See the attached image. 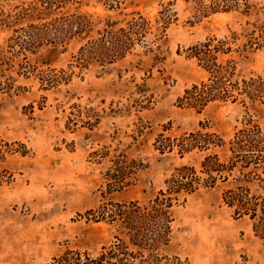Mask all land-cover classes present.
Returning <instances> with one entry per match:
<instances>
[{"label":"rangeland","instance_id":"obj_1","mask_svg":"<svg viewBox=\"0 0 264 264\" xmlns=\"http://www.w3.org/2000/svg\"><path fill=\"white\" fill-rule=\"evenodd\" d=\"M36 1L0 0V264H52L67 250L96 255L109 246L116 228L89 221L90 210L108 201L146 203L177 168H200L203 154L160 155L154 147L160 136L180 138L205 128L230 142L250 116L264 131L262 106L219 102L198 113L178 104L187 88L206 78L186 50L209 37L241 33L248 22L264 25V0H251V16L229 12L200 19L193 0H118L116 9L108 0L70 3L63 11L95 20L143 15L154 22L169 4L176 14L155 52L138 47L105 70L94 65L84 72L70 69L75 42L66 52H26L35 69L20 68L23 56L10 53V39L32 22L18 15ZM51 69L74 74L68 84L45 85L40 75ZM239 70L264 77V48ZM120 160L133 170L125 186L110 193ZM225 189L201 190L174 207L172 240L161 251L171 260L167 264H264L255 221L224 203ZM252 193L264 197L259 186Z\"/></svg>","mask_w":264,"mask_h":264},{"label":"trees","instance_id":"obj_2","mask_svg":"<svg viewBox=\"0 0 264 264\" xmlns=\"http://www.w3.org/2000/svg\"><path fill=\"white\" fill-rule=\"evenodd\" d=\"M78 0H37L24 8L18 18L32 19L26 27L16 31L10 39V53L23 56L20 68L33 71L26 52L37 54L44 48L53 52H66L72 43H78L77 54L70 65L81 72L98 65L103 70L125 60L138 47L155 52L154 44L167 36L176 20L171 6L164 8L153 22L143 15L127 21L95 20L93 16L63 11ZM196 18H206L217 13L240 12L251 16V0H193ZM110 9L121 4L118 0L106 2ZM241 33L231 32L224 38L209 37L190 46L187 57L194 59L205 72L206 78L184 91L179 97V107L203 112L214 103L242 104L256 109L264 107V77L243 75L240 63L247 62L264 48V25L248 22ZM151 37L154 40H151ZM9 52V51H8ZM237 56V58H235ZM41 64H46L41 62ZM72 71L51 69L42 72L45 85L71 81ZM160 155L176 153L181 159L197 153L203 154L200 168L183 165L165 181L158 195L146 203L139 201H108L98 209L90 210L88 220L106 222L116 228L117 234L109 246L96 255L67 250L54 258L52 264H167L171 261L161 251L172 240L174 207L181 199L201 190H213L226 185L224 203L235 210L237 216H249L255 221L254 230L264 240V197L252 193L254 186L264 191V131L250 116L230 142L202 128L180 138L160 136L155 143ZM218 149L225 151L222 156ZM135 164V162H132ZM127 161L116 162L110 176V193L125 186L131 174ZM179 260L176 259V264Z\"/></svg>","mask_w":264,"mask_h":264}]
</instances>
